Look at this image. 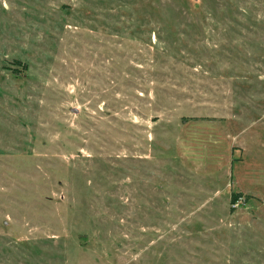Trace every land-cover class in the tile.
Masks as SVG:
<instances>
[{"label":"rangeland","instance_id":"rangeland-1","mask_svg":"<svg viewBox=\"0 0 264 264\" xmlns=\"http://www.w3.org/2000/svg\"><path fill=\"white\" fill-rule=\"evenodd\" d=\"M0 264H264V0H0Z\"/></svg>","mask_w":264,"mask_h":264},{"label":"built area","instance_id":"built-area-1","mask_svg":"<svg viewBox=\"0 0 264 264\" xmlns=\"http://www.w3.org/2000/svg\"><path fill=\"white\" fill-rule=\"evenodd\" d=\"M239 201H240V199H238V197H237L233 203V206H238Z\"/></svg>","mask_w":264,"mask_h":264},{"label":"trees","instance_id":"trees-1","mask_svg":"<svg viewBox=\"0 0 264 264\" xmlns=\"http://www.w3.org/2000/svg\"><path fill=\"white\" fill-rule=\"evenodd\" d=\"M236 197H237V194L235 193V194H233V196H232V199H231V200H235V199H236Z\"/></svg>","mask_w":264,"mask_h":264}]
</instances>
